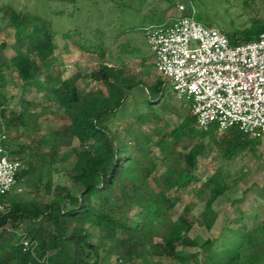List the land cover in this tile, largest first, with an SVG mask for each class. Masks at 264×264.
<instances>
[{
  "label": "trees",
  "instance_id": "16d2710c",
  "mask_svg": "<svg viewBox=\"0 0 264 264\" xmlns=\"http://www.w3.org/2000/svg\"><path fill=\"white\" fill-rule=\"evenodd\" d=\"M3 28L13 30V42H0V132L7 137L10 158L20 163L16 187L43 185L51 198L23 200L13 192L2 200L0 264H264V220L202 243L189 237L195 222L206 230L215 223L213 203L227 189L222 163L197 190L208 196L198 218L189 205L175 219L171 216L181 201L174 192L193 181L198 159L208 149L229 162L252 152L259 140L249 139L236 126L222 134H216L214 125L198 130L190 108L180 124L171 126L153 109L164 98L167 82L161 77L146 87L129 68L99 63L92 72L96 87L82 89L80 74L65 79L59 70L51 23L9 3L0 7V31ZM263 32L264 23L255 21L225 36L235 46ZM62 38H71L70 32ZM93 49L102 59L103 50ZM8 67L16 72L23 95L36 88L51 97L60 112L23 97L18 109L11 108L4 72ZM135 90L145 92L146 109L128 113L124 105ZM47 113L56 125L42 134L40 120ZM123 117L111 129L113 120ZM74 140L80 146L73 150L75 160L67 174L79 185L77 195L51 181L43 184L45 167Z\"/></svg>",
  "mask_w": 264,
  "mask_h": 264
},
{
  "label": "rangeland",
  "instance_id": "374dc122",
  "mask_svg": "<svg viewBox=\"0 0 264 264\" xmlns=\"http://www.w3.org/2000/svg\"><path fill=\"white\" fill-rule=\"evenodd\" d=\"M7 3L12 4L16 10L34 14L51 23V29L55 33L54 57L59 70L65 79L75 73L80 74L78 85L84 90L96 87L92 72L99 63L113 68H129L139 74L146 87H150L159 77L141 30L150 25L162 24L163 18L138 15L136 9L142 3L139 0H77L75 4L53 0H0V7ZM167 3L174 14L193 16L197 22L215 27L224 34L243 29L255 21L264 23V0H167ZM65 32H70L71 38L63 39L62 34ZM128 38L134 43L127 41ZM1 41L6 44L13 42L11 28L1 29ZM81 45L87 50L82 49ZM92 47L103 50L102 59H99ZM5 53L7 56L13 54L10 49ZM4 72L11 108L18 109L23 97L33 102L44 101L51 111L56 114L60 112L56 102L36 88H31L23 95L21 82L11 67ZM163 95L160 105L153 109L171 126H177L189 111L191 100L186 97L177 99L169 84L164 88ZM144 99L145 92L135 90L126 100L124 111L131 113L136 107L146 109ZM126 117L114 119L111 129H116ZM40 125L42 134H46L56 122L47 113L42 116ZM79 146L78 141L74 140L71 147L59 151L55 163L47 165L43 170V184L51 181L53 186L62 185L71 194H78L79 185L67 174V170L75 160L73 150H79ZM207 152L198 159L193 181L184 190L174 192L181 197V201L171 211V216L175 219L183 206L189 205L191 214L198 218L208 196L206 193L198 194L197 190L222 163L221 172L227 189L213 203L215 223L210 230H206L197 221L189 232V237L200 243L219 239L226 230L254 228L264 220V139L255 143L252 152L240 153L229 162H223L214 149H208ZM151 153L153 156L159 154L153 148ZM20 187L22 191L17 194L18 199L48 201L51 198L45 195L43 185L34 187L23 184ZM91 233L94 240V232Z\"/></svg>",
  "mask_w": 264,
  "mask_h": 264
},
{
  "label": "built area",
  "instance_id": "2783aa9c",
  "mask_svg": "<svg viewBox=\"0 0 264 264\" xmlns=\"http://www.w3.org/2000/svg\"><path fill=\"white\" fill-rule=\"evenodd\" d=\"M142 33L158 76L177 99L191 100L198 130L214 125L222 134L236 126L249 139H264V32L231 46L221 30L179 15ZM6 139L0 132V211L5 197L22 191L16 187L20 163L10 158Z\"/></svg>",
  "mask_w": 264,
  "mask_h": 264
},
{
  "label": "crops",
  "instance_id": "0c3cea01",
  "mask_svg": "<svg viewBox=\"0 0 264 264\" xmlns=\"http://www.w3.org/2000/svg\"><path fill=\"white\" fill-rule=\"evenodd\" d=\"M139 1L142 3H140V5L136 9L137 10L136 12L139 13L138 15L150 16V17H156V16L162 17L163 18V21L161 22L162 24L169 23L173 18L179 16V14L178 15L174 14V12L171 10V8L167 3V0H139ZM142 37L144 39V36ZM126 40L132 42L129 38ZM132 43H134V41ZM149 55L153 59L150 52Z\"/></svg>",
  "mask_w": 264,
  "mask_h": 264
}]
</instances>
